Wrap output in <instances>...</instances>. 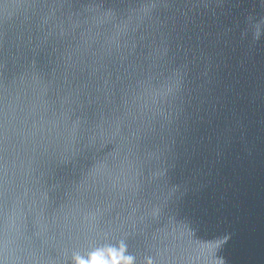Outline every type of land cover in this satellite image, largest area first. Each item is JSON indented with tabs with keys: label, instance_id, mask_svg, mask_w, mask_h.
Listing matches in <instances>:
<instances>
[{
	"label": "water",
	"instance_id": "obj_1",
	"mask_svg": "<svg viewBox=\"0 0 264 264\" xmlns=\"http://www.w3.org/2000/svg\"><path fill=\"white\" fill-rule=\"evenodd\" d=\"M110 248L264 264V0H0V264Z\"/></svg>",
	"mask_w": 264,
	"mask_h": 264
},
{
	"label": "clouds",
	"instance_id": "obj_2",
	"mask_svg": "<svg viewBox=\"0 0 264 264\" xmlns=\"http://www.w3.org/2000/svg\"><path fill=\"white\" fill-rule=\"evenodd\" d=\"M124 249L121 248L119 251L115 249H108L107 252L97 251L93 253L88 260L77 258V264H132L133 258L130 256H124Z\"/></svg>",
	"mask_w": 264,
	"mask_h": 264
}]
</instances>
